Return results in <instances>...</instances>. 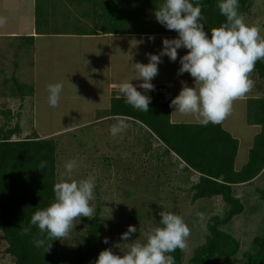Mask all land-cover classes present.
I'll use <instances>...</instances> for the list:
<instances>
[{
	"label": "rangeland",
	"instance_id": "1",
	"mask_svg": "<svg viewBox=\"0 0 264 264\" xmlns=\"http://www.w3.org/2000/svg\"><path fill=\"white\" fill-rule=\"evenodd\" d=\"M6 1L15 4L9 5ZM40 5V8H46L45 2ZM34 9L35 1L32 0H0V18L6 20L0 26V125L7 123L3 112L10 110L12 116L7 126L13 128L19 123L21 127L20 135L13 139L27 137L34 132L42 138L57 139L56 183L65 172V163L70 160H76L78 164L72 179L95 178V199L91 205L95 209L94 216L98 212L101 245L90 264H95L102 250L110 248L123 255L120 248L135 241L146 242L144 234L161 226L158 214L162 211L182 216L190 227L191 235L187 249L183 251V262L193 264L190 259L194 248L205 241L207 220L225 211L224 200L219 196L193 201L191 186L198 181L199 175L192 176L175 155L166 154L164 146L157 140H150L149 134L139 126L125 120L129 127L113 136L111 126L123 118L101 120L111 98L119 94L117 86L132 80L131 65L136 62L147 64L146 54H159L163 38L173 39L178 35L152 34L155 40L151 41L148 39L150 35L138 34H49L37 38L29 51L18 47L22 42L12 30H18L19 34L29 33L35 24ZM243 16L248 25L257 26L264 36V0H252L250 10ZM56 24L64 27L62 21ZM187 51L178 49L175 62L167 56L162 57L158 75L151 82L166 84V80L180 81L184 74L178 75L181 67L179 58ZM12 75L33 86V95L26 96L24 101L11 96V85L6 87L4 79ZM55 83H61L63 91L59 106L50 107L47 88ZM256 95L264 93L254 87L246 96ZM241 138L236 167L248 160L254 142L249 141L248 133L241 134ZM257 188L264 189V169L253 182L233 188L245 209L220 227L240 242L235 256L220 259L224 264H245L244 253L255 252L254 238L264 234V200ZM197 212L206 216L204 227L196 216ZM87 219L77 220L69 236L60 240L66 253L84 240L89 227ZM130 225L135 226L137 232L124 241L122 234ZM105 237L109 239L108 244L103 242ZM7 246L0 230V264L14 263V257L5 251Z\"/></svg>",
	"mask_w": 264,
	"mask_h": 264
},
{
	"label": "trees",
	"instance_id": "2",
	"mask_svg": "<svg viewBox=\"0 0 264 264\" xmlns=\"http://www.w3.org/2000/svg\"><path fill=\"white\" fill-rule=\"evenodd\" d=\"M43 2L47 9L40 8ZM192 2L195 4L196 0ZM199 2L203 6L205 30L210 36V30L220 27L226 18L219 11L218 0ZM163 3L164 0H35V34H178L167 30L155 18V10ZM239 5L238 11L245 15L252 0H239ZM61 21L64 27L56 24ZM15 37L22 42L20 48L30 51L35 45L34 34ZM188 76L191 77L189 73ZM251 78L257 90L264 93V61L257 62ZM4 85L10 87L11 96L21 101L34 93V87L22 83L16 75L4 79ZM147 95L151 97L147 113L132 108L122 96L114 95L104 114L126 117L123 119L145 130L150 139L161 140L166 154H176L186 163V169L199 172L198 181L191 186L193 201L219 196L224 200L225 211L207 220L205 241L194 248L190 259L193 264H224L220 259L235 256L240 242L220 227L245 209L233 188L250 183L264 169V95L247 98V122L260 125L261 130L254 138L247 162L239 170L235 168L239 140L222 124L203 126L172 122L171 86L167 83L156 84L155 90ZM3 113L8 123L11 111ZM7 123L0 125V230L8 244L6 253L14 257L13 264H90L101 245L98 212L87 219L89 227L84 240L72 246L68 253L61 248L60 240L48 241L52 246L46 253L45 248L35 247L33 240L39 237L35 226H31L29 234H20L22 228L30 226L31 216L54 200L58 142L53 137L42 138L36 132L13 139L20 135L21 127L19 123L8 127ZM42 161L47 162L43 170L39 169ZM257 192L264 200V189L257 188ZM158 217L161 220L159 214ZM254 243L257 250L244 253L245 264H264V234L255 236ZM170 255L175 264H184L183 251L177 249Z\"/></svg>",
	"mask_w": 264,
	"mask_h": 264
},
{
	"label": "clouds",
	"instance_id": "3",
	"mask_svg": "<svg viewBox=\"0 0 264 264\" xmlns=\"http://www.w3.org/2000/svg\"><path fill=\"white\" fill-rule=\"evenodd\" d=\"M218 8L226 22L220 27L212 28L211 35L205 30L202 8L199 0H164L155 10L156 20L169 31L178 33L177 38H163V48L159 54L147 53V64L136 62L131 65L132 80L142 81L139 88L145 93L155 90L151 81L158 75V65L162 57L167 56L175 62L178 49H187V54L179 58L181 67L178 75L189 73L194 80V87L182 81V89L172 99L170 107L183 116L194 117L201 125L222 124L231 114L233 104L243 99L255 87L251 78L257 62L264 61V36L255 25H248L244 16L238 11L239 0H218ZM6 20L0 18V26ZM154 41L155 36H149ZM131 80V81H132ZM131 81L121 82L117 87L125 102L141 112H149L151 97L137 90ZM48 103L58 107L63 91L61 83L49 84ZM129 124L121 119L113 124L110 133L113 136L121 133ZM47 167L42 161L39 169ZM62 178L54 184V200L44 209L37 210L30 219V226L21 230V235L31 232V226L38 229L39 237L33 240L35 247L51 249L48 241L66 239L76 221L82 217L92 219L95 209L91 201L95 199V178L72 179L78 168L76 160L65 163ZM160 225L150 229L144 235L146 242H133L128 247L120 248L123 255L114 253L110 248L102 250L95 264H175L170 253L177 249H187L191 229L182 216L171 212H160ZM196 216L202 227L206 216L197 212ZM135 226L130 225L121 239L128 241ZM105 244L109 239L105 237ZM47 245V246H46Z\"/></svg>",
	"mask_w": 264,
	"mask_h": 264
},
{
	"label": "crops",
	"instance_id": "4",
	"mask_svg": "<svg viewBox=\"0 0 264 264\" xmlns=\"http://www.w3.org/2000/svg\"><path fill=\"white\" fill-rule=\"evenodd\" d=\"M35 0H32V2H34ZM7 4L10 3L8 1H6ZM15 2H11L9 5H14ZM34 16H35V9H34ZM13 34H15L16 36L17 35H22V34H19L18 33V30H12ZM27 34H34L35 35V40L37 38H39L40 36L42 35H37L35 34V24H33L32 28H30L29 30V33ZM160 34V33H159ZM163 34V33H161ZM60 35V34H58ZM138 35H141V36H151L152 34H138ZM157 35V34H156ZM166 36H177L178 34H164ZM67 36H70V35H67ZM71 36H75V35H72ZM78 36H82V35H78ZM180 81H174V82H169L166 80L167 84H169L171 86V101L172 99H174L178 94L179 92L181 91L182 89V81H186L188 86L189 87H194V80L192 77H189L188 76V73H184V76L182 77V79H179ZM160 81V80H159ZM133 83L134 86H137V90L138 91H141L143 94H148V92L145 93V91L142 89V88H139V84L140 82H131ZM153 85H156V84H160L161 82H157V81H154V82H151ZM115 96H118V97H121L122 95L119 93L118 95H115ZM247 96H245L243 99L241 100H237L236 102H234L233 104V109H232V112L231 114L227 117V119L222 123V126L224 129L228 130L234 137L238 138L239 140V148H238V151H237V156H236V159L238 158V155H239V152H240V149H241V143H242V138H241V134L243 133H248L249 134V138L250 140L249 141H254V138L256 136L257 133L260 132L261 130V126L260 125H257V124H249L247 122ZM176 109L172 108L171 107V121L172 122H175V123H191V124H200L194 117H190V116H183L181 115L180 113L178 112H175ZM126 118L124 116H102V119H105V118ZM239 122H242L239 123ZM194 129V128H192ZM152 140H157L160 142V144H162L164 146V152H165V149H166V146L165 144L159 140V139H156L155 137L154 138H151ZM150 139V140H151ZM172 155H175V157H177L182 163H183V166H186V163L180 159L176 154H172ZM236 162V160H235ZM247 162V160L245 162H243L244 164ZM244 164H241V165H238L236 167V163H235V168L237 170L241 169V167L244 165ZM185 170L186 171H189L191 172V175L192 176H196V175H199L198 176V179L200 177V173L193 170V169H186L185 167ZM256 178H254L251 182H253ZM246 184V183H244ZM241 185V184H239Z\"/></svg>",
	"mask_w": 264,
	"mask_h": 264
}]
</instances>
